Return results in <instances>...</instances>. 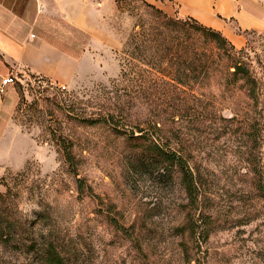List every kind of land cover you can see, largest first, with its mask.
Masks as SVG:
<instances>
[{
  "label": "rangeland",
  "instance_id": "374dc122",
  "mask_svg": "<svg viewBox=\"0 0 264 264\" xmlns=\"http://www.w3.org/2000/svg\"><path fill=\"white\" fill-rule=\"evenodd\" d=\"M238 1L264 17V0ZM156 6L116 2L100 26L108 44L96 41L99 58L66 88L31 72L6 86L0 190L3 177L17 188L0 219L11 214L20 241L54 238L63 264H264V27L232 18L222 30L260 81L258 97L217 64L182 85L169 82L179 63L160 62L167 41L159 49L146 37L181 35L166 16H186ZM60 23L62 42L88 43ZM20 247H0V260L28 264L39 245L27 260Z\"/></svg>",
  "mask_w": 264,
  "mask_h": 264
},
{
  "label": "crops",
  "instance_id": "0c3cea01",
  "mask_svg": "<svg viewBox=\"0 0 264 264\" xmlns=\"http://www.w3.org/2000/svg\"><path fill=\"white\" fill-rule=\"evenodd\" d=\"M168 13L193 16L206 25L225 30L228 20L237 18L243 28H263L264 17L253 6L238 0H147ZM117 0H0V86L9 74L31 72L72 84L85 72V61L100 38L101 22L115 12ZM60 22L88 32L89 40L80 55L64 48ZM70 29V28H69ZM237 41L243 43L241 35ZM116 47L121 41L116 39ZM108 44V43H106ZM94 57V56H93ZM97 55V59H98ZM9 103V102H7ZM6 96L0 88V117ZM0 136V152L7 138Z\"/></svg>",
  "mask_w": 264,
  "mask_h": 264
},
{
  "label": "trees",
  "instance_id": "16d2710c",
  "mask_svg": "<svg viewBox=\"0 0 264 264\" xmlns=\"http://www.w3.org/2000/svg\"><path fill=\"white\" fill-rule=\"evenodd\" d=\"M123 0H117V2ZM145 4L151 6L154 9L160 10L153 3L148 2L147 0H142ZM160 12V11H159ZM166 25L171 26V31H175L182 34H171L170 36H164L161 38V32L159 34H154L152 37H146L148 41L154 42L157 48H161L163 42L167 41L166 49L164 53H162L161 61H167L170 64L179 63V69L176 70V75L170 76L169 82L176 81L179 84L185 85L187 79L191 76V70L194 67H198L201 65V70H209L214 64L218 66H224L227 70V73L232 76H239L245 80V85L247 86L248 94L253 97H258L262 93V89L260 86V81L252 75L250 69L241 62L236 55L237 48L235 44L228 39V37L219 29H216L212 26L206 25L200 20L196 19L193 16L186 17H173L167 15ZM197 33L199 37L202 39V43L198 45V48L195 47L196 42L191 41V34ZM248 32V30H246ZM65 43V42H64ZM78 43L76 41H67L64 48L68 49L75 55H80V53L85 48L86 44H80V49L76 50ZM140 46V45H139ZM198 60L199 64H196ZM183 67V68H182ZM234 67V69H232ZM183 76L180 77L177 74V71L182 72ZM126 72L124 71V74ZM165 74V73H164ZM165 75H169L168 73ZM11 112V106L7 103L4 106V110L2 112V116L0 117V136L6 126V120L9 117ZM175 154V152L173 153ZM176 155V154H175ZM68 159H72L71 156ZM181 159V157H179ZM182 167V165H181ZM30 166L26 169L17 172L16 174L19 176H25L29 171ZM15 176V175H14ZM187 180V190L190 194L195 189L193 175L189 168L186 171V175L184 176ZM3 184L6 187L5 191L0 190V204L8 203L10 200L14 198L13 190L17 188V186L11 185L9 177H3ZM21 189L18 188V192ZM0 219V247H8L11 249H18L21 246V250L19 254L24 255V259L27 258L33 250H35V246L39 245L38 251L35 256L30 258V262L28 264H63L64 259L60 255L59 251L56 247V241L52 237L44 238L43 242L39 244L36 240H32L31 242H26L24 240L20 241L16 237V227L18 224L11 220V214L6 211V214L2 216ZM29 261V260H28ZM20 259L17 256L9 255L5 260H0V264H19Z\"/></svg>",
  "mask_w": 264,
  "mask_h": 264
},
{
  "label": "built area",
  "instance_id": "2783aa9c",
  "mask_svg": "<svg viewBox=\"0 0 264 264\" xmlns=\"http://www.w3.org/2000/svg\"><path fill=\"white\" fill-rule=\"evenodd\" d=\"M18 79H19L18 74L9 73L5 75L1 81V86H0L1 90L4 91L6 86L15 84ZM61 87L66 88L67 86L66 84H61Z\"/></svg>",
  "mask_w": 264,
  "mask_h": 264
}]
</instances>
